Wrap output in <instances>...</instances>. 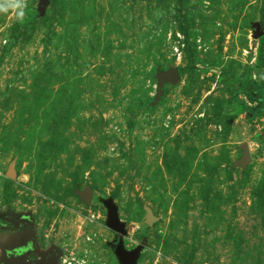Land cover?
<instances>
[{
    "label": "rangeland",
    "instance_id": "374dc122",
    "mask_svg": "<svg viewBox=\"0 0 264 264\" xmlns=\"http://www.w3.org/2000/svg\"><path fill=\"white\" fill-rule=\"evenodd\" d=\"M40 5L0 0V258L264 264V0Z\"/></svg>",
    "mask_w": 264,
    "mask_h": 264
},
{
    "label": "water",
    "instance_id": "95a60500",
    "mask_svg": "<svg viewBox=\"0 0 264 264\" xmlns=\"http://www.w3.org/2000/svg\"><path fill=\"white\" fill-rule=\"evenodd\" d=\"M48 3V0H41V5L39 11L43 14L45 11V5ZM264 36V30L258 26V30L256 33L257 38H261ZM158 80V95L161 96L163 94V87L166 83L177 84L180 82L181 74L180 70L177 68H171L166 72H158L156 76ZM250 162V152L248 147H245L244 152V160L243 165H246ZM91 196V194H90ZM109 210V221L108 225L110 229L116 232L118 235H124V226L120 223L118 218V210L112 204L108 205ZM152 221L151 216H148L147 222L150 224ZM30 226L33 227L31 223ZM34 231L29 234L28 239H26V243L24 246H21V242L16 243L13 248L10 250H4L3 256L0 258V264H61L60 257L58 253L52 251L48 254H43L40 256L38 251V246L34 239ZM32 243V248H31ZM30 245V246H29ZM116 254L120 260L121 264H137V260L139 258L140 249H136L133 252H128L124 249L122 239L119 241L117 245ZM38 254L40 258L36 261H31V256Z\"/></svg>",
    "mask_w": 264,
    "mask_h": 264
},
{
    "label": "trees",
    "instance_id": "16d2710c",
    "mask_svg": "<svg viewBox=\"0 0 264 264\" xmlns=\"http://www.w3.org/2000/svg\"><path fill=\"white\" fill-rule=\"evenodd\" d=\"M263 57L262 50H260L259 58L261 59ZM190 70V68H185L180 70V74H183L184 72ZM253 91L255 94V97L258 99L260 106L257 109L250 110V115L255 116L256 114H263L264 113V81L263 83L258 86L257 84L253 85Z\"/></svg>",
    "mask_w": 264,
    "mask_h": 264
},
{
    "label": "flooded vegetation",
    "instance_id": "af4514ba",
    "mask_svg": "<svg viewBox=\"0 0 264 264\" xmlns=\"http://www.w3.org/2000/svg\"><path fill=\"white\" fill-rule=\"evenodd\" d=\"M28 226H30V224L29 223H27V227ZM0 228H1V230H4L5 229V227L3 228V227H1V225H0ZM29 228V227H28ZM30 228L32 229V227L30 226ZM32 231H34L33 229L31 230V232ZM34 236V235H33ZM30 246V245H29ZM31 248H32V243H31ZM39 251V250H38ZM37 258V259H36ZM39 258H38V254H35V255H33V256H31V261H36V260H38Z\"/></svg>",
    "mask_w": 264,
    "mask_h": 264
},
{
    "label": "clouds",
    "instance_id": "9594fccd",
    "mask_svg": "<svg viewBox=\"0 0 264 264\" xmlns=\"http://www.w3.org/2000/svg\"><path fill=\"white\" fill-rule=\"evenodd\" d=\"M22 2V0H17V6H19V4ZM0 7H2V6H0ZM20 15L22 16L23 15V13H20Z\"/></svg>",
    "mask_w": 264,
    "mask_h": 264
},
{
    "label": "built area",
    "instance_id": "2783aa9c",
    "mask_svg": "<svg viewBox=\"0 0 264 264\" xmlns=\"http://www.w3.org/2000/svg\"><path fill=\"white\" fill-rule=\"evenodd\" d=\"M63 264H74V263H72V262H68V263L64 262Z\"/></svg>",
    "mask_w": 264,
    "mask_h": 264
}]
</instances>
